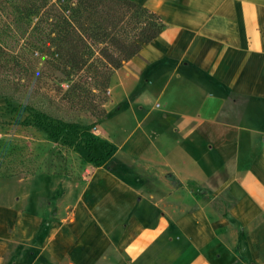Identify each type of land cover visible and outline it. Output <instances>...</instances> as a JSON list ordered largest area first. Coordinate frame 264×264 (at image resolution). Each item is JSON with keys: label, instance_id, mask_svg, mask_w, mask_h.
<instances>
[{"label": "crops", "instance_id": "0c3cea01", "mask_svg": "<svg viewBox=\"0 0 264 264\" xmlns=\"http://www.w3.org/2000/svg\"><path fill=\"white\" fill-rule=\"evenodd\" d=\"M131 1L167 27L122 69L149 102L122 172L56 176L55 216L43 186L0 177V264L15 244L11 264H264V0Z\"/></svg>", "mask_w": 264, "mask_h": 264}, {"label": "trees", "instance_id": "16d2710c", "mask_svg": "<svg viewBox=\"0 0 264 264\" xmlns=\"http://www.w3.org/2000/svg\"><path fill=\"white\" fill-rule=\"evenodd\" d=\"M1 8L7 19L0 30V82L16 92H41L67 113L86 112L98 123L108 115L116 73L167 27L159 14L131 0H2ZM4 37L20 42V48L10 49ZM27 77H52L54 94L27 87ZM31 111L35 125L49 128L53 137L73 127L64 118ZM85 149L98 167L114 154L112 146L100 158L93 156V146Z\"/></svg>", "mask_w": 264, "mask_h": 264}, {"label": "rangeland", "instance_id": "374dc122", "mask_svg": "<svg viewBox=\"0 0 264 264\" xmlns=\"http://www.w3.org/2000/svg\"><path fill=\"white\" fill-rule=\"evenodd\" d=\"M1 3L2 0H0V30L3 21L7 19L2 11ZM9 7L10 9L13 8L11 4ZM4 40L7 41V44H9L7 46L10 49L18 50L20 48V42H15L14 39L8 37H4ZM137 64L142 68V61ZM126 70L125 72L122 70L114 76L110 91L111 100L106 106L109 115L99 123L86 112L79 113L70 110L67 113L57 102L53 103L47 97H43L41 92L39 96H34L32 90H29L30 88H26V91H29L28 93L25 90L16 92L12 89V84L0 82V177L19 182L24 186L27 185L26 188H33L34 193L37 192L38 195V189L43 186L44 193L41 197L45 202L52 203V213L50 214L55 216L59 209L55 199L56 176H62L64 182L71 179L80 180L90 174L87 168H99L89 160V152L85 147L93 146V156L100 158L103 155L104 148L112 146L114 154L108 161L107 166L114 172H122L115 160L118 154V145L124 142L128 134L137 127L138 115L142 117L149 112V109H140L149 102L142 101L139 104L136 102H140L138 99L140 92H142L139 79L135 76H127L130 72L128 69ZM51 78L33 79L27 77L25 83H27V87H33L37 90L39 87H43L42 92H46L49 89L51 90L55 83ZM16 79H18V76ZM50 92L54 94L55 91ZM146 96L151 99V105L149 106L151 109L155 104L159 106L157 100L161 96L160 93L152 91ZM124 106L127 107L124 108ZM30 107L35 108L37 111H44L54 119L64 118L68 122H72L73 127L61 136L53 137L49 128L35 125L34 112L31 111ZM158 111H161V109H158ZM150 120L147 121L149 125L154 124L151 122L161 120L165 123L166 130L171 133L179 132V127L175 126L174 128V123L169 122L164 116L157 115ZM235 125H237V122L224 119L221 128L228 129ZM92 138L99 139V141L93 143ZM235 140L236 137H231L222 140L221 144L222 146L223 144L230 146ZM230 156L231 154L224 155V157ZM65 189L66 186L64 191H66ZM65 195L66 192H64L63 197ZM17 249L18 247L15 244L12 251L5 257L4 264L13 262V255ZM59 264L71 263L70 261H64Z\"/></svg>", "mask_w": 264, "mask_h": 264}]
</instances>
